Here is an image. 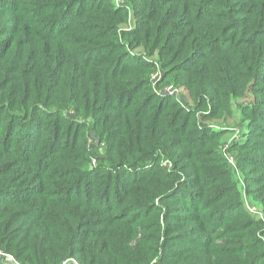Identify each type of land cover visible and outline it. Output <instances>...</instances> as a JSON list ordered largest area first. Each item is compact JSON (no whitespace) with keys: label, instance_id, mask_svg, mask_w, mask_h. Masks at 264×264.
<instances>
[{"label":"trees","instance_id":"trees-1","mask_svg":"<svg viewBox=\"0 0 264 264\" xmlns=\"http://www.w3.org/2000/svg\"><path fill=\"white\" fill-rule=\"evenodd\" d=\"M124 1L0 0V248L23 264H264V223L220 152L247 123L229 152L264 211V0ZM137 49L181 98L153 89ZM92 132L105 155L89 169Z\"/></svg>","mask_w":264,"mask_h":264},{"label":"rangeland","instance_id":"rangeland-1","mask_svg":"<svg viewBox=\"0 0 264 264\" xmlns=\"http://www.w3.org/2000/svg\"><path fill=\"white\" fill-rule=\"evenodd\" d=\"M112 1L114 2L115 6L127 7V4L124 0H112ZM131 23H132V21L128 17L127 23L125 24V26L123 28L128 30L131 26ZM130 52H132L134 57L139 56V57L145 59L146 61L148 60V61L152 62L153 69L155 70L150 75L151 86L153 87V89H158L160 87L163 89L167 85H170V84H167V85L162 86L160 84V86H159V83H161V80L163 79V75L165 72H164V69L162 68V66L160 65V63L155 58V56H147L142 51H138V49L137 50H130ZM171 85L175 89L178 90L177 96L178 95L179 96L176 99L181 98V92L178 89V87L174 86L173 84H171ZM244 99L247 100L246 98H235V99H233V102L236 103L237 101H239V102L244 101ZM181 103H183V102L181 101ZM184 105H186V108L188 107L189 109L192 108V106H193V104L191 102H185V101H184ZM65 115H67L68 117L73 118V119L75 118V114L72 111L65 112ZM233 119L230 118L228 120V122L233 123ZM227 125H229V124H227ZM246 126H247V123L244 124L243 126H241L242 128H240V129H237V128L234 129L233 127L228 128L229 131L224 136V140H226V141L220 146V152L231 168L233 179L236 182L237 187L239 188V190L242 194V199H243V204L245 205V209L250 214L254 215L256 217V219H260L264 223V211H263L262 206L258 203L251 202L249 197L244 193V189H245L244 173L241 172V170L239 169V167L236 164L237 156L239 154L229 152V147L231 146V143L242 142L244 140L246 141L249 139L250 135H248V134L250 133V130ZM217 128H218V126H216L214 129H217ZM224 129H226V128H224ZM15 131H16L15 133L18 134L21 130L16 129ZM87 147L89 149L88 151H90L89 152L90 153L89 169H94L97 165L98 159L105 155L103 143L100 142L99 138L97 137V134H95L94 132H92L88 135ZM160 165H161V167H163L167 170L171 169V162L166 158L161 159ZM244 171H246L245 168H244ZM0 251L12 255L19 263H21L14 256L13 253L5 251L2 248H0ZM9 262H10V260L7 259L6 256H3L0 254V264H10ZM69 263L79 264L74 260V258L73 259L68 258V259L61 262V264H69ZM21 264H23V263H21Z\"/></svg>","mask_w":264,"mask_h":264},{"label":"built area","instance_id":"built-area-1","mask_svg":"<svg viewBox=\"0 0 264 264\" xmlns=\"http://www.w3.org/2000/svg\"><path fill=\"white\" fill-rule=\"evenodd\" d=\"M160 91L161 92H165L167 94L176 95V96H177V92H178V90L175 89L171 84L167 85L165 88H163ZM0 254L3 255V256H6V258L10 260V262H9L10 264H21L10 254H7V253L1 252V251H0Z\"/></svg>","mask_w":264,"mask_h":264}]
</instances>
